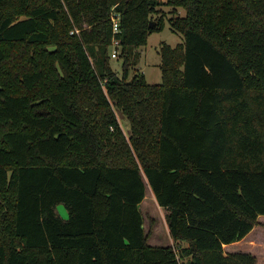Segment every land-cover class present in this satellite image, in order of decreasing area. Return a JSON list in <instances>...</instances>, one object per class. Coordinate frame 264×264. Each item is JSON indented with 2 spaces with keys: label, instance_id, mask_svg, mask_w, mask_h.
Returning a JSON list of instances; mask_svg holds the SVG:
<instances>
[{
  "label": "trees",
  "instance_id": "obj_1",
  "mask_svg": "<svg viewBox=\"0 0 264 264\" xmlns=\"http://www.w3.org/2000/svg\"><path fill=\"white\" fill-rule=\"evenodd\" d=\"M163 5L184 41L150 82ZM145 178L174 245L149 241ZM260 215L264 0H0V264H256L224 244Z\"/></svg>",
  "mask_w": 264,
  "mask_h": 264
},
{
  "label": "rangeland",
  "instance_id": "obj_2",
  "mask_svg": "<svg viewBox=\"0 0 264 264\" xmlns=\"http://www.w3.org/2000/svg\"><path fill=\"white\" fill-rule=\"evenodd\" d=\"M166 1V0H162ZM172 7L168 5H163L161 10L158 13H155L153 16L157 18L160 15L165 17V26L160 31L152 32L148 37V42L146 45L140 46L137 50L140 52V61L138 64L131 69V76L135 72L145 71L146 77L150 82H158L161 77V69L159 64L161 62V54L159 52L160 45L163 42H167L172 46L177 45L180 42L184 41V35L178 31H175L171 28L170 16ZM180 14L184 15L186 10L184 8H179ZM112 52V47L110 48ZM111 63L114 69H116L120 74L122 73V59L120 57L112 58ZM144 73V72H143ZM122 126L125 132L129 135L130 133V123L128 122L127 117L122 118L119 114ZM146 197L141 203V210L145 219V229L147 232L152 228L151 219L155 220V225L153 227L152 240L153 236L161 240V244L169 245L171 244V239L168 235V226L165 221V210L159 205L152 189L149 186L146 178ZM59 213L67 218L69 216V211L67 207L60 203L57 206ZM260 226H258L252 234L244 240L243 246L240 250L229 251L230 248H227V252H249L256 256V264H264V215H261L259 218ZM152 243V241H151ZM234 250V249H233Z\"/></svg>",
  "mask_w": 264,
  "mask_h": 264
},
{
  "label": "built area",
  "instance_id": "obj_3",
  "mask_svg": "<svg viewBox=\"0 0 264 264\" xmlns=\"http://www.w3.org/2000/svg\"><path fill=\"white\" fill-rule=\"evenodd\" d=\"M110 19L113 23V38H112V52H111V57L112 58H117L120 55V47H121V41L118 38L117 34L121 32V14L119 12H116L113 10L110 15Z\"/></svg>",
  "mask_w": 264,
  "mask_h": 264
},
{
  "label": "crops",
  "instance_id": "obj_4",
  "mask_svg": "<svg viewBox=\"0 0 264 264\" xmlns=\"http://www.w3.org/2000/svg\"><path fill=\"white\" fill-rule=\"evenodd\" d=\"M144 72V74H145V71H143ZM145 76H146V74H145ZM147 78V77H146ZM160 81H161V77H160ZM160 81H158V82H160ZM261 217V215L259 216V218ZM166 221V220H165ZM260 221V220H259ZM167 224V223H166ZM168 226V225H167ZM258 226H260V225H256L245 237H243L242 239H240V240H238V241H235V242H232V243H228V244H224V249H225V251H226V249L227 248H230L229 249V251H235V250H240L241 249V247L243 246L242 244L244 243V240L246 239V238H248L251 234H252V232L258 227ZM168 235H169V237H170V239H171V244H169V245H174V240H173V238H172V236H171V234H170V232H169V228H168ZM152 236V235H151ZM153 239L152 240H149L150 241V243H151V241H152V245H163V244H161V240H159V238H157V237H155V236H153L152 237ZM166 246V245H165ZM234 249V250H233ZM227 252V251H226ZM246 252V251H245ZM257 262V261H256Z\"/></svg>",
  "mask_w": 264,
  "mask_h": 264
},
{
  "label": "water",
  "instance_id": "obj_5",
  "mask_svg": "<svg viewBox=\"0 0 264 264\" xmlns=\"http://www.w3.org/2000/svg\"><path fill=\"white\" fill-rule=\"evenodd\" d=\"M152 23H154V22H152Z\"/></svg>",
  "mask_w": 264,
  "mask_h": 264
}]
</instances>
